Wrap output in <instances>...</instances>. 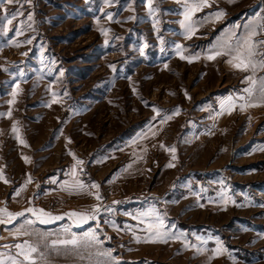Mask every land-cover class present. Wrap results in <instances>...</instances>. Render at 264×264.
<instances>
[{"label":"rangeland","instance_id":"1","mask_svg":"<svg viewBox=\"0 0 264 264\" xmlns=\"http://www.w3.org/2000/svg\"><path fill=\"white\" fill-rule=\"evenodd\" d=\"M198 2L153 0L152 13L147 0L0 4V209L24 212L0 224V254L27 241L45 253L36 264H264V144L253 139L264 109L252 119L220 112L224 56L207 59L250 13H262L264 40V0H208L189 38L184 13ZM74 165L84 190L73 186ZM93 207L95 220L66 215ZM28 208L63 219L42 224ZM161 223L166 235L146 242ZM86 233L99 243L52 246Z\"/></svg>","mask_w":264,"mask_h":264},{"label":"snow or ice","instance_id":"2","mask_svg":"<svg viewBox=\"0 0 264 264\" xmlns=\"http://www.w3.org/2000/svg\"><path fill=\"white\" fill-rule=\"evenodd\" d=\"M4 2V0H0V4H2ZM26 2L31 3V0H26ZM111 0H105V3H110ZM230 2H232V0H230ZM7 4H21V0H6ZM147 6L149 8V12L152 13L155 11L154 7H153V0H147ZM208 6V0H200V2L198 3H192L190 6L186 7V11L184 13V21L182 22L183 27L185 28V30L187 31L189 38L191 37V35L194 34L195 30L192 27V17L194 15L195 12L199 11L202 7ZM23 13L16 11V12H12L9 15H11V17L14 19L16 16L18 15H22ZM224 15L223 12H217L215 13V16L217 19H219L220 17H222ZM7 18V16L5 17ZM27 19L30 21L32 20V16L29 15L27 17ZM108 19L111 20L112 19V14L109 13L108 14ZM130 19H134V17H130ZM7 22L9 24L12 23V19H8ZM155 27V24L153 25ZM102 32L104 34L107 33V30L102 29ZM257 29L256 27H251V30L247 32L246 36L242 39V42L238 44V46L235 49V55L232 57L231 60L228 61V63L232 64L233 67L241 70V71H248L249 69H251L253 72H255L256 68L259 67H264V59H261L259 65L255 62L254 58L257 56L260 57H264V51H260L259 48L260 47H264V40H254V37L257 36ZM28 43H31V40L27 41ZM19 46V45H16ZM181 46H177L178 49H180ZM223 47V46H222ZM225 53L223 51H216L214 55H209L207 57V59L212 60L215 59L216 56L219 55H224ZM181 59H185V57L183 55H181ZM191 62V60L189 61ZM5 71H7V69H4ZM113 70L115 71V67L113 66ZM246 79L251 83L252 86L256 85V81L252 79L251 76L246 77ZM17 89H18V85H17ZM246 92H248L249 94L252 93L253 91V87L247 88L245 89ZM260 92H261V96L262 98H264V80H261L260 82ZM18 95V90H14L12 93L13 96V100L10 101V103H15V97ZM55 95V94H53ZM230 100V107H229V113L234 110L235 108V104L231 103V98H229ZM53 102H56L55 100H53ZM258 105L255 104H247V105H240V109L241 111H243L245 109V107H255ZM154 111H157L156 109H153ZM178 114V111L177 113ZM2 115V114H0ZM8 116H11V112L7 113ZM157 115H159V112L157 111ZM171 117H166L162 120V122L166 121V119H170ZM12 131L14 133L17 134V139H19V129L13 125ZM70 142V141H69ZM20 143L24 144L25 142L23 140H20ZM27 146V145H25ZM161 147L163 148L164 146L161 145ZM166 151H170L173 153V159H175V148H170V149H165ZM70 155H74L72 153H69ZM25 162H30L28 157H24ZM83 164V161L81 160H76V165H81ZM76 165L73 166V168L70 171V175L73 177V186L78 189V190H84L85 188L89 187L88 185H85L82 181H80L77 178V172H76ZM173 164H169L168 167H173ZM0 180H3L5 183H8V181L3 177L2 172H0ZM31 176H28L24 185L21 186V188L19 190L16 191L15 195L19 196L20 193L27 187V184L31 183ZM66 186H67V182H65ZM91 188L94 189H99V185L92 183L90 185ZM96 199L100 200L101 197L99 195V192H96ZM114 203H116L114 201ZM100 208L99 207H93L92 209V214H87V213H83V212H71V213H66V215H69L70 217L74 218L76 222H86L88 219H96V214L100 212ZM107 211H111V209H106ZM25 211L32 213L33 215L37 216V219L39 220L40 223L44 224V223H49L54 219H63L62 216H56L53 217L51 213L46 212L44 209H34V208H28ZM0 215H2L5 218H0V224H10L12 223L14 220H16L18 217H21L24 215V212H19V213H12L9 212L7 210V208H3L0 209ZM107 222V221H106ZM33 222L31 220H26L24 222L25 225H31ZM163 228V224H159L158 226H153V225H149V229L150 231L153 233L154 237L153 239H150L149 241L146 242H156L157 239H162L166 233H163L160 231V229ZM23 230V231H22ZM67 231V229L65 230ZM17 232H20L21 234L24 235H31L32 233L29 232L27 229L24 228V225H21L20 228H17ZM139 239V238H137ZM99 243V241L97 240V237L92 234V233H86L84 237L80 238V237H75L73 236L71 239H65V240H58V241H53L52 242V246L55 247L57 244L59 245H64V246H68L71 245L72 246V250L73 251H78L80 248H89L93 245V243ZM5 248H8V245L4 246ZM14 247L18 250L15 255H8V254H0V256H5L6 259H0V264H36V261L33 259V254L38 253L40 255V259L43 261L45 259V253L40 252L39 251V246L38 245H33L28 243L27 241H25L24 243H17L14 245ZM45 247H48V245H45ZM221 251L220 248L217 249V252ZM98 255H102V256H107V257H111V253L110 252H100L98 253ZM22 258V259H21ZM98 264H100V262H98ZM109 264H111V262H109Z\"/></svg>","mask_w":264,"mask_h":264},{"label":"crops","instance_id":"3","mask_svg":"<svg viewBox=\"0 0 264 264\" xmlns=\"http://www.w3.org/2000/svg\"><path fill=\"white\" fill-rule=\"evenodd\" d=\"M253 14V13H252ZM251 13L248 20L244 21V24L241 26H236L235 24L232 26L230 25L227 30H230L231 32H235L232 36H229L227 38V49L225 47H222L223 49L219 51H223L225 54L223 60L219 62V68L221 69V74L219 77V81L217 82L216 86H214V92H213V100L217 98V106L219 108L220 112L232 114V113H240L244 116V118H247L250 116L252 119V114L257 113V109H264V98L261 96L260 92V82L261 80H264V67H257L255 72H253L251 69L248 71H241L235 67L232 66V64L228 63L229 60L232 59V57L236 54L235 49L238 46L239 43L242 42V39L246 36L247 32L251 30V27H256L257 29V36L254 37V40H261L262 39V13L255 14L254 16ZM242 21V20H239ZM231 27V28H230ZM233 38V39H232ZM225 42V39L223 40ZM222 46L223 43H222ZM260 51L261 48H259ZM220 57V55H219ZM261 59H264V57L257 56L254 58L255 62L259 65ZM251 76L253 80L256 81V85L252 86L251 83L246 79V77ZM253 87V91L251 94L245 91V89ZM231 103L235 104L234 110H232L229 113V107H230V100ZM247 105V104H255L258 106L255 107H245L243 111L240 109V105ZM222 123V122H219ZM224 123V121H223ZM247 124V123H245ZM224 124L221 125V127H226ZM229 126V125H228ZM227 126V127H228ZM246 126V125H245ZM243 126V128H245ZM258 135H256L253 139L257 140L259 143L264 144V119L261 122V126L259 129ZM27 215V213L25 214ZM24 215L20 217V220L22 221L24 218ZM27 217V216H26ZM31 217V216H30ZM35 219H37V216H35Z\"/></svg>","mask_w":264,"mask_h":264}]
</instances>
